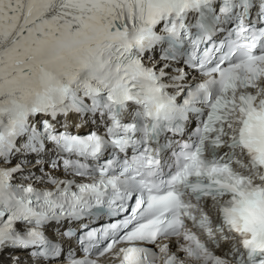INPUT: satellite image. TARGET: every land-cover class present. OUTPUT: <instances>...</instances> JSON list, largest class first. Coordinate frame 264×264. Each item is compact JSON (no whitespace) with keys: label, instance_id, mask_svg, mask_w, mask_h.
Returning <instances> with one entry per match:
<instances>
[{"label":"snow or ice","instance_id":"obj_1","mask_svg":"<svg viewBox=\"0 0 264 264\" xmlns=\"http://www.w3.org/2000/svg\"><path fill=\"white\" fill-rule=\"evenodd\" d=\"M0 264H264V0H0Z\"/></svg>","mask_w":264,"mask_h":264}]
</instances>
